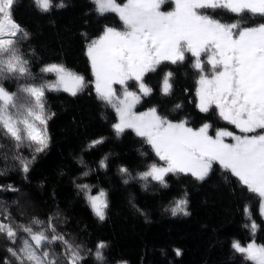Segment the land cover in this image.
Returning <instances> with one entry per match:
<instances>
[{
  "label": "trees",
  "instance_id": "obj_1",
  "mask_svg": "<svg viewBox=\"0 0 264 264\" xmlns=\"http://www.w3.org/2000/svg\"><path fill=\"white\" fill-rule=\"evenodd\" d=\"M60 2L52 0L53 5ZM63 4L43 12L35 0H15L13 19L30 33L18 47L39 82L55 81L54 73L41 72L45 65L55 63L90 83L76 96L62 90L46 92V110L52 115L47 123L49 145L44 152L35 153V145L29 148L25 144L17 153L15 142L0 136L4 145L0 148V169H8L0 175V223L16 227L28 225L33 217L45 222L52 217L57 234L80 246L82 264H98L94 253L100 241L107 244L103 250L105 264H252L231 245L233 241L247 245L252 240L264 244L260 197L218 164L204 181L190 174H169L168 186L163 187L150 178L139 179L138 173L161 161L133 130L116 135L112 127L117 122L116 113L98 99L86 54L87 44L106 26L122 28V21L116 13L99 14L93 0H63ZM209 14L222 22L238 18L223 9L210 10ZM256 19L262 20L254 17L250 23H257L253 22ZM194 62L188 53L182 63L163 62L155 72L147 73L145 81L153 91L143 98L141 108L156 107L160 115L176 122L186 120L194 129L209 123L214 133L228 123L215 108L204 113L197 107L200 73ZM169 71L174 74L170 78L172 89L165 95L163 78ZM5 87L16 91L17 81L10 80ZM101 138L103 143L90 147L93 140ZM17 154L28 160L35 155L27 173L13 160ZM105 157L108 166L103 168L100 161ZM122 166L136 178L122 174ZM86 171L87 176L83 175ZM80 184L89 185L91 195L101 189L107 193L104 220L94 214L88 193L77 187ZM9 186L16 191L8 190ZM185 193L190 214L173 216L170 208ZM253 221L258 226L254 233L250 227ZM21 238L27 237L19 229L15 244L0 234V264H19L8 249L19 248ZM54 249L61 253L65 246L58 242ZM176 249L181 255H176Z\"/></svg>",
  "mask_w": 264,
  "mask_h": 264
},
{
  "label": "snow or ice",
  "instance_id": "obj_2",
  "mask_svg": "<svg viewBox=\"0 0 264 264\" xmlns=\"http://www.w3.org/2000/svg\"><path fill=\"white\" fill-rule=\"evenodd\" d=\"M14 2L0 0V136L14 141L17 153L25 144L29 148L35 145L34 152L41 153L50 140L47 123L52 114L46 110V92L62 90L76 96L90 82L63 64L55 63L41 68L42 73H54L55 81H38L30 61L18 47L30 33L14 21ZM167 2L126 0L120 4L116 0H93L99 14L116 13L123 24L122 30L106 26L98 38L87 44L86 54L95 77L97 97L115 111L117 122L112 127L117 136L133 130L164 162L163 165L150 164L147 170L138 173L139 179L148 181L150 178L163 187L168 186L169 174H190L204 181L213 165L218 164L249 192L260 197V213L264 215V22L250 23L254 17L264 19V0H171L174 7L162 11V5ZM35 3L43 12L54 6L64 7L63 0L56 5L52 0H35ZM208 9H223L238 18L234 22H222L204 11ZM186 53L195 58L193 67L200 73L197 107L204 113L215 108L221 119L239 130V135L226 129L209 135L212 127L209 123L193 129L187 126L186 120L174 123L158 114L156 107L146 112L135 111L142 97L153 91L145 83L146 74L155 72L163 62H184ZM206 65L211 66L208 73H205ZM173 75L169 71L163 78L165 95L171 93L169 81ZM10 80L17 81L16 91L5 87ZM129 81L136 82L138 92L129 90ZM114 85L121 86L122 95L117 94ZM225 137H231L234 143H226ZM100 143H103L102 138L93 140L90 147ZM2 147L4 145L0 144ZM35 158V155L31 160L19 154L13 156L24 173L29 171ZM107 166L105 157L100 167ZM7 170V167L0 169V175ZM119 171L129 179L136 178L126 167L122 166ZM83 175L87 176L88 172ZM77 187L88 193L87 200L94 214L104 220L107 193L101 189L97 195H91L89 185ZM8 190L16 191L12 186ZM188 203L185 193L170 208L171 214L189 215ZM245 212L251 215L247 208ZM250 227L254 233L258 226L253 221ZM17 229L27 238L20 239L19 248L8 251L19 264H82L80 246H74L63 234H57L52 217L47 222L33 217L28 225L16 227L0 223V234H6L13 244L17 242ZM58 242L65 246L61 253L54 249ZM106 247L103 241L96 246L94 258L98 264H105L103 250ZM231 247L246 261L264 264V244L252 240L243 246L233 241ZM175 251L176 255H181L180 249ZM61 256L66 259L61 260Z\"/></svg>",
  "mask_w": 264,
  "mask_h": 264
},
{
  "label": "rangeland",
  "instance_id": "obj_3",
  "mask_svg": "<svg viewBox=\"0 0 264 264\" xmlns=\"http://www.w3.org/2000/svg\"><path fill=\"white\" fill-rule=\"evenodd\" d=\"M116 2L117 3H120L118 0H116ZM126 2V0L123 2V3H125ZM123 3H120V4H123ZM174 7V4L171 2V0H168V2L166 3V4H164V5H162V7H161V10L162 11H170L172 8ZM210 10L211 9H208V10H204V11H206L207 12V14H209V12H210ZM257 20L258 19H256L255 21H253V22H257ZM261 22H264V19H262V20H260V21H258L257 22V24L258 23H261ZM123 28V27H122ZM122 28H117V29H119V30H122ZM98 38V37H97ZM95 39V38H94ZM188 53H186V55H187ZM191 54V53H190ZM202 59L203 60H205L206 61V56H204L203 54H202ZM210 65H206V67H205V73H208V72H210ZM94 80H95V77H94ZM198 80H199V78H198ZM170 82V81H169ZM145 83L147 84V82L145 81ZM171 83V82H170ZM95 85V84H94ZM128 85H129V90L130 91H137L138 92V86L136 85V82H134V81H129L128 82ZM148 85V84H147ZM149 86V85H148ZM199 86V85H198ZM198 86H197V88H198ZM114 87L117 89V94L118 95H122V90H121V86H119V85H114ZM150 87V86H149ZM144 97H146V96H144ZM144 97H142V99H141V102L139 103V104H137L136 105V108H135V111H137V112H146L148 109H150V108H152V107H147V108H141V105H142V102H143V98ZM198 98V97H197ZM198 103H199V100H198ZM157 112H158V110H157ZM217 112H218V110H217ZM158 114H159V112H158ZM173 121V120H172ZM174 123L176 122V121H173ZM228 123V122H227ZM188 127H190L189 125H187ZM202 127V126H201ZM194 129V128H193ZM198 129V128H197ZM219 129H226V130H228V131H233L235 134H237V135H239L240 134V132H239V130L238 129H236L235 128V126L234 125H230V124H228L227 126H225V127H221V128H217V130H219ZM216 130V131H217ZM258 132H259V130H257ZM209 135H212V136H214L215 135V132L214 133H212L211 132V128L209 129ZM225 142L226 143H234V141L232 140V138L231 137H225ZM163 161H161L160 163H157V164H160V165H163ZM98 193H96V194H94V195H97ZM257 243V242H256ZM257 244H259V243H257ZM243 246H246V245H243Z\"/></svg>",
  "mask_w": 264,
  "mask_h": 264
}]
</instances>
